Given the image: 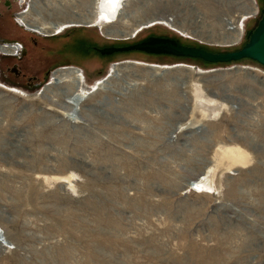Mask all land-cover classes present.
Masks as SVG:
<instances>
[{
  "label": "rangeland",
  "instance_id": "obj_1",
  "mask_svg": "<svg viewBox=\"0 0 264 264\" xmlns=\"http://www.w3.org/2000/svg\"><path fill=\"white\" fill-rule=\"evenodd\" d=\"M35 1L46 23L65 4L95 11L93 0ZM252 1L259 13L244 18L250 0H131L119 20L39 36L17 24L29 0H0V52L31 49L0 55V264H264V66L95 50L149 36L238 50L262 17L264 0ZM236 26L244 39L231 45ZM124 63L140 66L119 67L79 118L42 94L61 67L92 88ZM201 101L219 111L203 115Z\"/></svg>",
  "mask_w": 264,
  "mask_h": 264
},
{
  "label": "bare ground",
  "instance_id": "obj_2",
  "mask_svg": "<svg viewBox=\"0 0 264 264\" xmlns=\"http://www.w3.org/2000/svg\"><path fill=\"white\" fill-rule=\"evenodd\" d=\"M93 1H94L95 11H93L92 14L91 13L81 14L80 12H77L76 9H72L69 7V5L65 4V5H61L60 7H56L52 11V13L54 11L56 13L55 18L57 19V22L46 23L44 21L43 22L40 21V18L43 16L42 10L40 6H37V2L33 0V2L31 3L30 10L34 14V20L29 21L28 19H26V21L31 27L35 28L36 30L42 33L58 32L59 30H61L66 26L89 27L94 25L99 20L100 16H103L105 19L108 20L109 19L113 20L114 18L118 17L119 20L120 13L122 12L124 4L130 3L131 0H93ZM257 10H258L257 6L254 4L252 0H250V6L247 8V12L245 13V15H243V17L245 18L256 15ZM142 26H145V24H143ZM103 28H104L105 36L108 37L117 36L118 34L121 35L123 34L121 30L109 29L106 26H104ZM232 31L233 34L229 37L228 42L231 44H236L242 39L243 32L238 26L233 27ZM5 49L7 48H4L3 50L4 52ZM138 64L140 63H136V64L124 63L122 65L121 64L114 65L111 69L110 75L105 80H102L97 84H95L92 88L87 87V85L85 84L84 76L80 69L73 67L61 69L56 71L52 75L51 81L43 88L42 94L50 98V101L51 99L59 100V102H61L60 105L61 110L69 111L72 113V116L79 118L80 115L79 113L83 109L85 102L93 99L94 96L101 94L103 90L111 89L110 80L117 74L119 67L129 66V65L140 66ZM150 68L151 70L161 71V72H172L174 70L186 68L191 71L194 70L195 73L198 75H204L202 72L197 71L196 69L188 68L185 66H178V67L174 66V67H165V68H161L158 66H151ZM6 92L13 93L10 90ZM197 99L199 100V98ZM101 101L102 100H100L99 103H101ZM209 106H214L213 101H211L209 105L205 104L202 101L201 103H199V108L203 112V115L210 117L212 114H216L219 111L217 109L216 110L211 109V107L209 108ZM233 153L235 154V157L238 160L242 162H246L247 156L243 152L234 149Z\"/></svg>",
  "mask_w": 264,
  "mask_h": 264
},
{
  "label": "water",
  "instance_id": "obj_3",
  "mask_svg": "<svg viewBox=\"0 0 264 264\" xmlns=\"http://www.w3.org/2000/svg\"><path fill=\"white\" fill-rule=\"evenodd\" d=\"M17 24L22 25L20 22H17ZM246 38V43L240 49L228 52H213L197 46L182 44L173 38L157 36H150L131 45L95 48V50L103 56L117 53L142 52L155 56L164 55L176 58L198 59L210 64H229L242 60H252L264 66V8L257 26L254 30L248 32ZM146 66L151 67L149 65Z\"/></svg>",
  "mask_w": 264,
  "mask_h": 264
},
{
  "label": "flooded vegetation",
  "instance_id": "obj_4",
  "mask_svg": "<svg viewBox=\"0 0 264 264\" xmlns=\"http://www.w3.org/2000/svg\"><path fill=\"white\" fill-rule=\"evenodd\" d=\"M19 1H20V3L22 4V2H23L24 0H19ZM27 1H28V0H26V3H27ZM30 2H31V0H29L27 10L24 11L23 13H21V14L19 15V18H20L21 24H23V25L26 27L27 31H29V32H31V33H34V34L37 33V35H39V36H56V35H62V34H64V33H66L68 30H71V29L75 28L74 26H66V27L62 28L61 30H59L58 32H51V33H42V32H40V31L36 30L35 28L31 27V26L27 23V21H26V15L29 14V10H30V7H29V6L31 5ZM6 6H7L8 9L11 8V4H9L8 2L6 3ZM86 27H87V26H86ZM149 37H150V36H149ZM15 42L18 43V44H20L21 47H22L21 53H20V55H19L18 57H16V59H17L18 61H23L27 56H29V53L31 52V49L29 48V46L27 45V43H25V42L22 41V40H17V41H15ZM34 44H35V46H36V45H37V42L34 41ZM3 48H4V47H3ZM3 50H4V49H3ZM3 50L0 52V55H7V54L10 52V50H8V49H5V52H7V53H5ZM11 52H14V50H11ZM25 52H26V54H25ZM17 67H19V66H17ZM17 67H14V68H13V71L17 70L18 73L22 75L20 69H18ZM68 67H71V66H64V67H61L59 70H61V69H66V68H68ZM56 71H58V69H57ZM56 71H54L53 74H54ZM53 74H52V75H53ZM52 75H51V78H52ZM51 78H50V79H51ZM30 79H35V78H30ZM19 94H20V93H19Z\"/></svg>",
  "mask_w": 264,
  "mask_h": 264
},
{
  "label": "built area",
  "instance_id": "obj_5",
  "mask_svg": "<svg viewBox=\"0 0 264 264\" xmlns=\"http://www.w3.org/2000/svg\"><path fill=\"white\" fill-rule=\"evenodd\" d=\"M258 13H257V15H258ZM243 21H242V26H243ZM242 29H244V27H242ZM243 39H244V32H243V36H242L241 41H239L237 44H240L243 41ZM237 44H231V45H237ZM2 47H5L8 50H10V52L6 56H11V57H18L20 55V53H21V50H22L21 45L16 43V42H14V43H5V44L2 45ZM13 48L15 49V51L12 53L11 50Z\"/></svg>",
  "mask_w": 264,
  "mask_h": 264
},
{
  "label": "trees",
  "instance_id": "obj_6",
  "mask_svg": "<svg viewBox=\"0 0 264 264\" xmlns=\"http://www.w3.org/2000/svg\"><path fill=\"white\" fill-rule=\"evenodd\" d=\"M200 48H203V47H200ZM204 49H205V48H204ZM153 56H155V55H153ZM169 57H171V56H169ZM172 58H175V59H177V60H182V61L190 60V61H194V62H199V63H201V64H203V65H205V66L221 65V64H210V63H206V62H204V61H202V60H198V59H186V58H176V57H172ZM242 61H243V60H242ZM229 64H232V63H229ZM229 64H224V65H229Z\"/></svg>",
  "mask_w": 264,
  "mask_h": 264
},
{
  "label": "crops",
  "instance_id": "obj_7",
  "mask_svg": "<svg viewBox=\"0 0 264 264\" xmlns=\"http://www.w3.org/2000/svg\"><path fill=\"white\" fill-rule=\"evenodd\" d=\"M46 52L48 51V53H51L53 49H44ZM26 54V52H25ZM62 55H59V57H61ZM38 60V58H36V61ZM41 63H35V68L32 69L33 72H40L41 70Z\"/></svg>",
  "mask_w": 264,
  "mask_h": 264
}]
</instances>
